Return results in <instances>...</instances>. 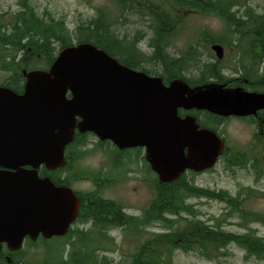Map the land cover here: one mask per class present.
Listing matches in <instances>:
<instances>
[{
    "label": "water",
    "instance_id": "obj_1",
    "mask_svg": "<svg viewBox=\"0 0 264 264\" xmlns=\"http://www.w3.org/2000/svg\"><path fill=\"white\" fill-rule=\"evenodd\" d=\"M210 48L223 58L221 45ZM23 76L21 94L0 87V251L68 233L78 198L70 187L40 177L39 169L65 166L75 131L120 149L144 147L159 181L170 183L185 171L212 168L224 148L215 131L199 128L194 116L180 117V109L220 117L264 110V93L212 82L190 87L181 78L165 85L90 43L64 47L47 70Z\"/></svg>",
    "mask_w": 264,
    "mask_h": 264
},
{
    "label": "trees",
    "instance_id": "obj_2",
    "mask_svg": "<svg viewBox=\"0 0 264 264\" xmlns=\"http://www.w3.org/2000/svg\"><path fill=\"white\" fill-rule=\"evenodd\" d=\"M24 11L15 15L14 20L7 24H0V60H7L6 64L1 63L3 70H13L16 76L22 78V70L34 69V65L44 62L50 66L56 56H54V45L59 49L74 45L71 32L66 28L64 21L45 20L44 17L37 15L32 7H27L24 0H21ZM121 13L130 9L131 0H116ZM143 4L148 8L154 23L152 29L156 36L150 48L154 49L151 56H146L139 52L128 36H119L116 33L114 23L105 18V14L99 10L96 18L86 21L84 24L77 25L74 31L75 44L90 43L99 49L104 50L109 56L115 58L120 64L134 70L143 71L148 75L156 74L144 69V64L153 63L161 67L158 74L164 83L177 78L183 79V72L186 70L188 62L187 55L183 57H173L169 55L165 48L164 39L171 33L173 26L170 25L171 19L176 12L196 11L212 13L219 17L224 25L222 34L214 36L203 32L202 37L208 44H220L230 46L234 51L231 67H219L216 63L205 64V71L197 81L184 79L190 86L205 85L210 82L225 84L227 87H242L251 92L264 93V8L261 12L256 11L244 0H169L172 15L169 16L162 6H152L148 0H143ZM236 8V10H234ZM241 8V9H240ZM240 11V12H239ZM177 18V17H176ZM174 18V19H176ZM10 26L8 32L3 29ZM139 36V35H138ZM142 38V36L140 37ZM8 44L11 47H8ZM189 48H196L190 45ZM21 52L23 59L15 61L16 54ZM191 50L187 49L186 54ZM30 57V61L26 60ZM47 68V67H46ZM224 69L230 72L231 77L223 74ZM17 87L19 88L18 82ZM205 119L209 123L199 121L203 128L215 131L217 128V116L208 112H203ZM258 127L264 130V110L260 113ZM226 118L219 117V124ZM89 133L76 134L72 143L67 145L65 150L66 165L62 169L49 172L42 168L40 176L48 175L54 182V174L67 171L69 166V149L73 146L84 144V139ZM228 153L223 152L222 158ZM250 155V153H249ZM250 158V157H249ZM248 157H244L238 150L226 159L227 166L240 165L238 162H246ZM59 185V183H55ZM70 185V182L69 184ZM158 196L156 197L158 209V221L168 229L169 235L143 241L130 260L126 263L118 264H173L172 257L175 249L187 253L194 251L208 260H215L217 255L220 257L225 254L224 249L233 244L243 250L246 257H255L264 261V236L257 235L256 230L249 227L250 223H259L264 226V218L258 214H253L242 208V199L238 194L235 197L228 195L225 191H212L199 188L193 184L187 174H182L177 180L159 184ZM78 221L90 223V208L84 200L88 196H82ZM212 199L224 203L230 216L237 217L242 222L238 225L246 230L242 234L226 232L222 228V221L215 219V223L207 225L197 219L198 211L193 209V205L187 204L190 199ZM103 205L96 208L100 216H104L107 223L113 227H120L121 223L116 219L119 214L118 204L109 201L101 203ZM188 216L190 226L179 230L176 228L183 219L180 215ZM168 216L172 217L169 218ZM118 217V216H117ZM186 218V219H187ZM99 220V219H98ZM224 223V222H223ZM102 224L101 226H103ZM110 228L92 227L87 231L69 229L64 237H55L50 240H43L47 250L56 244L57 259L51 260L47 251L46 264H110L105 255L99 257L98 253L111 250L114 239L108 236ZM180 239L179 242L176 240ZM35 245V243H31ZM219 252L214 256L213 254ZM17 252H12L10 262L4 264H30L21 261L22 258L15 256ZM17 255V254H16ZM3 255H0V258Z\"/></svg>",
    "mask_w": 264,
    "mask_h": 264
},
{
    "label": "rangeland",
    "instance_id": "obj_3",
    "mask_svg": "<svg viewBox=\"0 0 264 264\" xmlns=\"http://www.w3.org/2000/svg\"><path fill=\"white\" fill-rule=\"evenodd\" d=\"M27 7H32L37 15L44 17L47 21H64L66 28L73 35L72 43L75 45L74 37L75 27L84 24L86 21L96 18L98 11L101 10L105 14L107 20L114 23L116 33L119 36H128L134 42L136 49L146 56H151L154 49L150 44L153 43L156 36L152 29V17L148 8L143 4V0H131L130 9L125 13H121L116 0H24ZM152 6H162L167 14L172 10L169 0H148ZM248 5L256 11L261 12L264 8V0H244ZM21 0H0V24H7L14 20L15 15L21 14L24 7ZM241 9V8H240ZM236 10V8H234ZM240 12V11H239ZM177 17V18H176ZM176 18V19H174ZM172 18L170 25L173 28L170 34L164 39L166 43V52L173 57H183L187 55L188 62L186 70L183 72V80L189 79L197 81L205 71V64L216 63L214 52L210 49L211 44L204 41L202 33L206 32L214 36L222 34L224 25L218 16L210 13L184 11L176 12ZM3 32H8L10 26H6ZM139 35V36H138ZM142 36V38H140ZM194 45L196 48H189ZM220 45V44H219ZM224 49L223 58L219 61V67H231V61L234 57V51L230 46L221 45ZM8 47H11L8 44ZM187 49L191 50L186 54ZM54 56L60 50L58 45H54ZM218 60V59H217ZM7 60L2 58L1 63L6 64ZM144 69L150 73H161V67L153 63L144 64ZM38 69H45L47 65L43 62L34 65ZM35 69V68H34ZM13 70H3L0 68V85L4 84ZM223 74L231 77L229 71L224 69ZM152 76V75H151ZM262 112V111H261ZM260 112V113H261ZM202 122L209 123L205 119L203 112L197 113ZM260 116L257 119L247 120L243 118L228 117L219 124V134L225 143V157H221L219 161L200 175L187 174L193 184L199 188L209 189L212 191H225L228 195L235 197L240 195L242 199V208L250 213L258 214L264 218V137L258 133L256 124L260 122ZM258 125V124H257ZM97 139L88 134L84 139V144L73 146L69 149V166L68 174L71 175L72 188L75 191H81L82 196H90L92 190L91 184L87 181L91 176V172H97L104 169V155L96 145ZM95 145V146H94ZM67 147V146H66ZM66 150V149H65ZM239 151L244 157H250L246 162H238L240 165L227 166L226 159H230V155ZM250 153V155H249ZM136 189V190H135ZM135 190V191H134ZM102 196L104 201H112L118 204L130 205L133 207H142L148 195L144 187L136 180L115 181L111 186L106 187ZM90 193V194H89ZM187 204L193 205V209L198 211L197 219L207 225L214 224L216 221H222V228L226 232L234 234L245 233L246 230L238 224L242 221L238 219V213L230 216L228 209L224 203L212 199H190ZM183 219L181 224L176 228L182 230L192 224L188 222V216L181 214ZM187 218V219H186ZM224 222V223H223ZM92 223H74L70 229L87 231L91 229ZM249 227L256 230L257 235L264 236V226L259 223H250ZM155 232L147 236H135L133 234L125 236L120 228L111 229L107 232L108 236L114 239L111 250L106 253L99 252V257L105 255L110 264L126 263L135 253L139 245L146 240L163 238L169 234L164 230L154 228ZM42 238L35 241L25 239L22 248L17 251V258L30 264H46L47 251L51 256V260L57 259L56 244L51 245L52 248L47 250ZM52 241L51 239H49ZM35 243L31 245L29 242ZM225 254L218 256L215 260H208L198 253H183L180 249L173 252V264H264V261L255 257H246L243 250L237 246L230 244L224 249ZM219 252L214 253L216 256ZM10 257V256H9ZM4 256L0 258V264H4ZM6 262V261H5Z\"/></svg>",
    "mask_w": 264,
    "mask_h": 264
},
{
    "label": "flooded vegetation",
    "instance_id": "obj_4",
    "mask_svg": "<svg viewBox=\"0 0 264 264\" xmlns=\"http://www.w3.org/2000/svg\"><path fill=\"white\" fill-rule=\"evenodd\" d=\"M22 59H23V55L19 51L16 54L15 61L18 63V61ZM26 60L30 61V57L28 56ZM219 61L220 60H217V59L216 61H213V62H216L218 69H219ZM48 68L49 66H47V68L45 69L35 68V70L37 69L47 70ZM23 71L25 70H22L21 72L22 76H23ZM25 81L26 79L24 76L19 79L14 73L13 75H10L5 81V83L1 84L0 87H5V88L12 90L16 94H21L23 93V90H24ZM17 82H18L19 88L17 87ZM199 112H202V111H197V110L186 111V110L180 109L178 111V114L180 117H184L186 115L194 116L196 119V123L199 125V128H203L199 123L200 118L197 114ZM260 112L261 111H258L255 116L243 117V119H247L250 121L256 118L258 119ZM219 117L220 116H217L218 124H217V128L215 132L217 133L219 137H221L219 134ZM234 118H241V117H234ZM257 124H256L257 129H258L257 134H259L261 137H264V130L258 127L259 124L258 125ZM76 134H79V133L75 131L74 138ZM89 134L93 135L97 139L95 143L99 147L100 151L103 153L105 157L104 158V162H105L104 169H102L101 171H97V172H91V175H90L91 177L87 179V181L92 186V190H90L91 195L88 196V198L84 200V203L88 202V205L90 208L89 215H90V221L92 223V226L100 227V228L102 227L110 228L109 230L120 228L122 230V233L125 236H129L131 234L135 236H143V234L150 236L152 235L153 232L158 233V232H155L154 228L162 229L165 231V233L169 234L170 229L166 228L163 223L161 224L158 221V209H157L156 203L154 202L156 201V197L158 196V190H159L158 188L161 182L159 181V176L153 171L151 164L148 162L146 158V149L144 147H130V148L120 149L109 140L101 141L93 133H89ZM225 147L223 149V152L225 150ZM223 152H222V155H223ZM222 155L218 157L217 162L222 157ZM66 162H67V159H66ZM42 168L43 167H41L39 171ZM57 170L58 169L54 171H57ZM208 170H205L202 172H194L192 170H188V171H185L184 173L192 174V175H200L202 173H205ZM49 172H53V171H49ZM68 173L69 172L67 171H63L61 173L60 172L55 173L53 176L56 182H54L48 175H44V176H48L54 184L59 183V185L57 186H68L73 190L72 188L73 183H71V180L73 179L71 178V175ZM44 176H40V177H44ZM132 179L139 182L146 190L148 199L146 200L145 204L142 207H138V208L130 206V205H126V204L125 205L120 204V208L118 212L119 214L117 215L118 217L116 216V219L118 218V220L121 223L120 227H113L114 225L111 226L104 222L103 223L98 222L101 220L106 221L104 219V216H100L99 218L98 216L99 212H97L96 210L98 206L103 205L101 203L107 202V201H104L105 198L102 196L103 191H101V189L105 190L106 187L111 186L115 181H118V182L125 181L126 182L127 180H132ZM69 182H70V185H68ZM162 184H166V183H162ZM73 191L78 198L79 210H80V205L82 201V198H80V195H82L81 191L80 192L75 191V190ZM168 217L172 218L170 216ZM78 220L79 219L77 215L74 223H78ZM102 224L104 225L101 226ZM179 241L180 239L176 240V242H179ZM11 253L12 251H9L5 245L2 246L0 255H3L5 261L8 263L10 262L9 255ZM187 253H192V251H188Z\"/></svg>",
    "mask_w": 264,
    "mask_h": 264
}]
</instances>
